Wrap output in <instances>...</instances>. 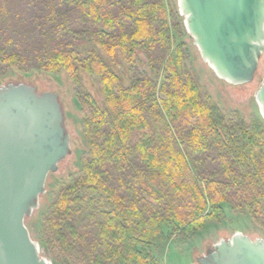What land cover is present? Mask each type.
<instances>
[{"label": "trees", "instance_id": "1", "mask_svg": "<svg viewBox=\"0 0 264 264\" xmlns=\"http://www.w3.org/2000/svg\"><path fill=\"white\" fill-rule=\"evenodd\" d=\"M186 36L168 0H0V78L64 71L102 86L100 105L79 95L87 149L41 212L55 262L159 264L154 244L219 220L224 204L264 225V120L215 103L187 67Z\"/></svg>", "mask_w": 264, "mask_h": 264}, {"label": "water", "instance_id": "2", "mask_svg": "<svg viewBox=\"0 0 264 264\" xmlns=\"http://www.w3.org/2000/svg\"><path fill=\"white\" fill-rule=\"evenodd\" d=\"M187 33L215 74L233 84L253 80L264 50V0H178ZM264 120V80L255 93ZM58 94L26 82L0 85V264H51L25 224L47 175L71 151ZM196 264H264V239L235 233Z\"/></svg>", "mask_w": 264, "mask_h": 264}, {"label": "rangeland", "instance_id": "3", "mask_svg": "<svg viewBox=\"0 0 264 264\" xmlns=\"http://www.w3.org/2000/svg\"><path fill=\"white\" fill-rule=\"evenodd\" d=\"M168 2L181 16L183 27L186 30L184 17L178 9V0H168ZM184 40L186 41L188 51L187 67L197 74L202 89L212 97L215 103L226 114L238 112L247 123H251L254 117L261 116L255 100V93L264 80V50L260 56L253 80L246 84L233 85L219 78L214 70L202 60L189 34L184 37ZM91 47L93 46L89 44L80 46L82 49H89ZM139 56L143 60V63L139 64L140 68L148 71L144 54L139 52ZM109 65L121 77L123 83L128 85L130 75L125 65H114L111 62ZM8 82H26L36 86L39 92H56L62 105L65 127L70 138L71 151L58 163L56 171L47 175L45 191L40 195L37 208L25 218V224L31 238L39 245L40 254L50 261L51 264H60L50 258L46 252V248L39 241L40 216L41 212L48 206L56 184L80 168V159L85 154L87 148L82 134L83 111L79 102V95L87 92L100 105L104 98L101 82L96 75L81 73L80 83L76 85L64 71L53 74L41 70H32L26 73L11 71L0 78V85ZM223 207L224 215L218 218L219 220L209 222L199 230L172 234L170 239L154 244L151 251L158 263L196 264V258L204 254L206 249L212 244L218 242L220 239L229 238L235 233L247 235L252 239L258 237L264 239V225L255 222L247 211L234 210L227 204H224ZM164 231L170 233L171 228L165 226Z\"/></svg>", "mask_w": 264, "mask_h": 264}]
</instances>
